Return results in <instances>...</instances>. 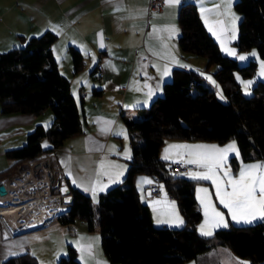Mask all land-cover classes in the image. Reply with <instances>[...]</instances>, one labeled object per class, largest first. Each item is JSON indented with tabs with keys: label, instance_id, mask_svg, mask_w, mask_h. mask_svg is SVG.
I'll return each mask as SVG.
<instances>
[{
	"label": "trees",
	"instance_id": "1",
	"mask_svg": "<svg viewBox=\"0 0 264 264\" xmlns=\"http://www.w3.org/2000/svg\"><path fill=\"white\" fill-rule=\"evenodd\" d=\"M234 8L241 18L236 49L255 50L264 61V0H238ZM178 24L180 51L206 60L207 69L216 67L213 77L217 88L194 72L174 69L162 97L142 110L140 120L122 118L132 145L123 183L100 195L96 205L90 197L70 188L73 203L56 220L64 227L83 221L89 233L98 231L101 249L111 264H186L217 247L228 249L249 264H264V220L249 226L230 225L208 238L200 236L197 226L202 214L197 208L194 182L172 176L170 163L160 158L167 141L221 146L234 140L240 160L231 158L233 170L240 162H264V84L258 83L252 96L246 98L234 78L235 73L252 77L256 64L239 67L235 60L222 55L205 31L195 5L180 7ZM55 41L56 36L47 32L23 48L0 53L1 113L39 116L49 110L53 115L50 127H36L25 146L6 153L7 158L22 164L82 133L79 105L52 52ZM69 51L74 73H79L83 57L75 49ZM92 94L99 97L101 91L95 89ZM135 133L141 143L134 140ZM138 175L159 182L164 193L173 198L185 221L183 228L153 226L149 207L134 185ZM4 264L38 262L27 254ZM57 264H80L76 250L68 247L67 255Z\"/></svg>",
	"mask_w": 264,
	"mask_h": 264
},
{
	"label": "crops",
	"instance_id": "2",
	"mask_svg": "<svg viewBox=\"0 0 264 264\" xmlns=\"http://www.w3.org/2000/svg\"><path fill=\"white\" fill-rule=\"evenodd\" d=\"M149 1L0 0V53L23 48L29 40L38 39L47 32L56 36L52 52L59 72L69 80L70 92L79 105L82 133L49 153L53 155L63 187L75 189L94 202L92 192H86L84 188L91 189L97 180L107 185L104 191H97L96 204L100 195L123 183L132 159L130 135L123 116L133 120L142 118V110L163 94L164 85L171 80L174 69L194 73L198 70V58L183 54L178 46L180 7L183 4L196 6L205 31L222 55L235 57L222 48L221 40L227 48L238 51L235 47L238 35L235 33L233 39L231 31L232 15L239 17L235 30L241 20L234 8L238 0H231L228 14L227 0H180L174 6H169L165 0L162 11L155 14L147 11ZM202 8L207 11L202 12ZM209 25L221 39L209 31ZM173 28L175 32L171 31ZM101 34L104 48L100 47ZM70 48L83 57L79 73H74ZM166 66L169 75L163 76ZM213 87L217 88V85ZM95 89L101 91L99 97L93 96ZM52 124L53 115L49 110L39 116L3 115L0 107V182L11 178L22 165L7 158L6 153L25 146L36 127L48 128ZM44 146L47 147L46 142ZM104 173H108L114 182L110 183L109 175ZM117 173H122L118 179ZM145 181L151 179L138 175L134 185L142 201L149 205L153 226H157L156 214L159 220L166 221L163 227L179 228V223H173L176 215L179 216L175 201L164 192L161 198L146 201L144 188L149 183ZM16 205L9 199H3L0 204L1 210L5 211L0 215V264L27 254L35 257L38 264H57L67 255L68 247L76 250L80 264H111L101 249L99 232L89 233L85 222L76 221L64 227L55 220L47 227L34 228L38 226L36 224L25 228L26 225L21 224L15 229L7 209ZM258 220L261 219L251 223ZM251 223L236 224L249 226ZM236 259L228 249L217 247L186 264H238Z\"/></svg>",
	"mask_w": 264,
	"mask_h": 264
},
{
	"label": "snow or ice",
	"instance_id": "3",
	"mask_svg": "<svg viewBox=\"0 0 264 264\" xmlns=\"http://www.w3.org/2000/svg\"><path fill=\"white\" fill-rule=\"evenodd\" d=\"M169 6H174L180 3V0H166ZM219 7V6H217ZM231 0H227V10L226 14L230 12ZM202 12L207 11L206 9H201ZM239 17L232 15V38H235V22ZM205 23L207 19L205 18ZM217 23L222 24L223 21H217ZM154 31H156L154 29ZM175 32L173 28L171 30ZM209 31L213 32V35L217 36V39H221V36L213 30V27L209 25ZM221 46L229 55H236L234 49H229L225 46L223 40H221ZM100 47L104 48L103 38L101 34ZM252 56H256V52L251 53ZM240 60H245L246 56L240 55ZM261 75H264V63L261 64ZM163 76L169 75V69L167 66L163 71ZM244 84L245 91L248 90L252 81H242ZM151 95V91L149 92ZM223 99V97L221 96ZM47 126V125H46ZM169 148L175 149H187L189 154V159L187 163L196 164L197 166L204 168V172L190 173L194 179L211 180L215 185L216 198L219 203L223 205L225 209L231 216V219L236 222H246L251 223L256 219L264 220V164H247L243 165L237 176L231 174V170L227 168V160L229 153H235L239 156V151L237 149L235 141L228 144L227 146L221 148L216 145H170ZM168 149H165V160L169 159L167 155ZM103 167V165H101ZM119 167V166H117ZM222 173V175H221ZM109 175L108 173H104ZM122 173H117V179ZM109 182H114L112 177L109 175ZM151 183V181H145ZM75 184L76 181L73 180ZM107 185L100 184L97 180L91 189L85 187L84 191H91L93 199L95 200L97 191H104ZM230 189V190H229ZM67 192V188L64 189ZM198 192H203L204 197H200L201 204L204 206V223L200 225V232L205 236H212L213 229L218 227H227V222L225 220V215L223 212L217 210L216 206L211 202L210 195L207 189H198ZM159 203V202H156ZM172 207L174 208V202ZM166 221H161L157 219L156 223H162ZM173 223L183 224V220L179 218L178 214ZM89 245V250H90ZM82 252L84 249H81ZM83 258V257H82Z\"/></svg>",
	"mask_w": 264,
	"mask_h": 264
},
{
	"label": "rangeland",
	"instance_id": "4",
	"mask_svg": "<svg viewBox=\"0 0 264 264\" xmlns=\"http://www.w3.org/2000/svg\"><path fill=\"white\" fill-rule=\"evenodd\" d=\"M235 33L238 35V24L236 25ZM253 51H255V50H250V51H247V52L236 51L235 57L233 56L234 58H232L233 60H235L237 62L239 67H246L247 65H249L250 62H254L256 64L255 74L252 77H250V78H243L239 73H235L234 74V78H235L236 82L238 83V85L240 86L243 96L246 97V98H249L250 96H252V89L258 83H263L264 84V75H261V71H262L261 64L264 63V61L260 58V56L258 55L257 51H255L256 52V56H252L251 53ZM240 55L246 56V59L243 60V61L240 60L239 59ZM196 60H197L196 67L198 69V70H195L196 74L198 76H200L208 85H210L212 87H213L214 84L216 85V83L214 82V77H213V75L215 73V70H214L215 67L212 70H210V68L207 69L206 68V66H207L206 60L204 61V59H201V58H198ZM242 81H245V82L246 81H252V83L249 86L247 91H245L244 84L242 83ZM159 97H162V95L159 96ZM49 112H51V111H49ZM140 119L141 118L136 119V120H140ZM127 140L129 142V138L128 137H127ZM134 140L139 142V143H141V141H142L137 133H135ZM233 141L234 140H231L228 143H226L224 145H221V146L217 145V144H211V143H185V142H177V141H175V142L167 141L165 143V145L163 146L162 150H161V158L164 161H168L169 163H172V162H175V161H184L185 163H187V160L190 158L187 149H175V148H169V146L170 145H216L218 147L223 148V147L227 146L228 144L232 143ZM236 146H237V144H236ZM165 149H168L167 155L169 156V159H167V160H165L163 158L165 156V154H166L165 153ZM237 149H238V147H237ZM231 158H236L239 161L240 160V154H239V156H235V154H230L229 153V156H228L227 168H229L231 170V174L233 176H237L239 174V171H240V169H241V167L243 165L256 164V163L264 164V162H261V161H252V162H247V163L240 162L238 169L237 170H233V168H232V166L230 164ZM191 165H194V167H195L194 171L189 172V173L180 174L179 176L194 182L195 198H196V201H197V208L199 209V211L202 214V220L199 223V225L197 226V232L199 233V235L202 236V237H207V238L211 237V236L202 235L200 230H199L200 229V225L203 224L204 220H205L204 206L201 204L200 197H204L205 194L203 192H198V189H207L208 190V194L210 195V198H211V202L216 206L217 210H219V211L224 213L225 220L227 222V227H222V228H219V229H226L230 225L237 226L238 224H236V223H239V222H236V221L231 219V216L228 213V210L225 209L223 207V205H221L219 203L218 199L216 198V194H215L216 193V189H215V185L212 183V181L211 180L194 179L190 175V173L204 172L205 169L197 166L196 164H191ZM221 175H222V173H221ZM16 182L19 183L20 180H16ZM8 186H9V189L11 191L14 188L13 182H9ZM40 193H41V191H40ZM0 202H2V199H0ZM93 204H96L95 200H94ZM175 204H176V207H177V203L176 202H175ZM65 208L68 209L67 206ZM178 212H179V210H178ZM179 216H180V219L183 220V224H179V228H173V229H181V228L184 227L185 221H184V219H183V217H182L180 212H179ZM157 219H159V218L155 214V220L157 221ZM156 221H155V224L157 226H154L156 228L163 227V225H166V224H164V222L157 224ZM161 221H163V219H161ZM262 221L263 220L261 219V220H258L256 222H253L254 224H252V223L251 224L255 225V224L260 223ZM240 223H244V222L241 221ZM239 225H245V224H239ZM36 227H39V226H36ZM164 227L168 228V226H164ZM219 229H217V230H219ZM28 230H30V229H28ZM214 231H216V230H213V234H214ZM236 261H237L238 264H249V261H247V260L236 259Z\"/></svg>",
	"mask_w": 264,
	"mask_h": 264
},
{
	"label": "built area",
	"instance_id": "5",
	"mask_svg": "<svg viewBox=\"0 0 264 264\" xmlns=\"http://www.w3.org/2000/svg\"><path fill=\"white\" fill-rule=\"evenodd\" d=\"M164 6H165V0H150L147 11L149 14L159 13L162 11ZM194 170H195L194 165L185 162H175L170 164L169 171L172 176H179L180 174L189 173ZM26 174H30V176L33 178L32 181H36L37 183L44 182L42 183V185L45 186V188L46 187L48 188V195L51 196L52 198L54 197L60 198L62 204L66 206L63 203V199H64L63 185H62L63 182L59 173L56 171L54 167V158L51 153L42 154L41 156L26 161L22 165L18 166L16 173L11 178L3 182L5 183V187L7 191L10 193L8 183L12 181L13 178L16 177L19 179H23ZM162 194H163V189L159 182L152 181L144 188V198L146 201H152L154 199L161 198ZM169 198L170 200H173L172 197L169 196ZM2 208L3 206H0V210ZM64 213L57 214L53 216L51 219L45 220L44 223L37 228L49 226L51 222L55 221L59 216H61Z\"/></svg>",
	"mask_w": 264,
	"mask_h": 264
},
{
	"label": "bare ground",
	"instance_id": "6",
	"mask_svg": "<svg viewBox=\"0 0 264 264\" xmlns=\"http://www.w3.org/2000/svg\"><path fill=\"white\" fill-rule=\"evenodd\" d=\"M16 180H20V182L17 183ZM32 180L33 178L30 174H26L23 179L15 177L10 181L13 182L14 188L10 193L8 192L7 199L17 205L10 206L7 212L15 229H19L21 224L26 225L25 228L32 227L36 224L40 226L45 220H49L57 214L68 211L65 208L66 206L62 204L60 198H52L48 195V188L42 185L44 182L37 183ZM3 212L5 211L0 210V215Z\"/></svg>",
	"mask_w": 264,
	"mask_h": 264
},
{
	"label": "water",
	"instance_id": "7",
	"mask_svg": "<svg viewBox=\"0 0 264 264\" xmlns=\"http://www.w3.org/2000/svg\"><path fill=\"white\" fill-rule=\"evenodd\" d=\"M67 188V192L64 191V189ZM63 193H64V199L63 203L68 206V211L70 209V206L73 203V197L71 195V189L68 186L63 187ZM8 198V191L5 187V183L0 182V199H7Z\"/></svg>",
	"mask_w": 264,
	"mask_h": 264
}]
</instances>
